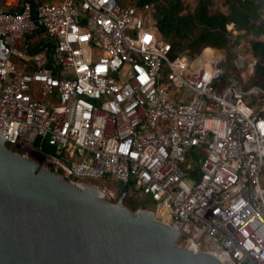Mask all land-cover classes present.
Returning <instances> with one entry per match:
<instances>
[{"label": "built area", "instance_id": "built-area-1", "mask_svg": "<svg viewBox=\"0 0 264 264\" xmlns=\"http://www.w3.org/2000/svg\"><path fill=\"white\" fill-rule=\"evenodd\" d=\"M36 1L0 0L8 147L39 140L70 183L107 182L109 201L122 193L113 183L128 184L198 251L264 264V88L220 87L225 50L173 58L149 6ZM40 32L50 48L32 51ZM259 64L251 55L235 66L253 74Z\"/></svg>", "mask_w": 264, "mask_h": 264}, {"label": "water", "instance_id": "water-1", "mask_svg": "<svg viewBox=\"0 0 264 264\" xmlns=\"http://www.w3.org/2000/svg\"><path fill=\"white\" fill-rule=\"evenodd\" d=\"M161 32V31H160ZM109 203L12 151L0 135V264H222L152 211Z\"/></svg>", "mask_w": 264, "mask_h": 264}, {"label": "trees", "instance_id": "trees-1", "mask_svg": "<svg viewBox=\"0 0 264 264\" xmlns=\"http://www.w3.org/2000/svg\"><path fill=\"white\" fill-rule=\"evenodd\" d=\"M43 1H36L33 9ZM127 1L133 5H126L125 1L118 0L123 6H135L140 9L150 7L156 26L165 39L172 43L173 58H197L208 48L225 50L232 57L242 46L240 37L254 35L255 39L249 51H252L253 57L259 59L256 73L264 77V0H225L222 6L214 11L210 9L212 0H198L195 6L184 5L186 0ZM42 36L43 32L36 36V41L30 47L32 51L37 50L40 45L50 48ZM229 76L227 73L223 75L219 82L220 87L227 86ZM261 82L247 85L245 88H264ZM34 147L46 156L53 155V150L41 144L39 140ZM133 209L137 211L138 207Z\"/></svg>", "mask_w": 264, "mask_h": 264}, {"label": "rangeland", "instance_id": "rangeland-1", "mask_svg": "<svg viewBox=\"0 0 264 264\" xmlns=\"http://www.w3.org/2000/svg\"><path fill=\"white\" fill-rule=\"evenodd\" d=\"M125 1L126 5H133L130 4L127 0H122ZM136 1V0H134ZM184 1V0H182ZM198 0H186L184 1V5H191V6H195L197 4ZM225 0H212L211 2V6L210 9L212 11H214L215 9H217L218 7H221L222 4L224 3ZM255 39L254 35H249L248 37H244L241 36L240 37V41H241V48L238 52L233 53V56L230 57V55L224 51V59L222 60V62L220 63V68L224 70V72H226L227 74H230V79L237 81V82H241L243 84H245L244 86H249L252 84H256V83H260L264 84V77H261L260 74L256 73V70L253 74L248 73V68L246 69H240L238 70L236 65V61L239 58V56H243V57H249L253 54L252 51H249L250 47H252V42ZM264 40V37L262 38ZM249 51V52H248ZM12 150V149H11ZM15 153L21 155L22 157L26 158L27 160L31 161L32 163L36 164L37 166L44 168L46 170L51 171L52 167L50 166V164L48 163V159L47 156L45 154H43L40 150L36 149L34 146H28V145H24L22 146L20 149L18 150H12ZM112 184V183H111ZM95 186L99 187L102 191H106V195H109V188L106 186L107 182L101 181L98 184H94ZM111 188H115L117 190V192L120 193L121 189H122V185L118 184L116 185V183H113V185L110 186ZM108 189V190H106ZM120 197L121 194L117 196V198H115V200H107L109 203L111 204H118L120 201ZM124 206L128 209H130L132 212L136 213L139 211H153L154 210V204L151 201V199L147 196H144L143 194H139V193H134V194H130L126 197V199L124 200ZM138 207L137 211H135L133 208L134 207ZM188 231L192 230V226L190 225L187 228Z\"/></svg>", "mask_w": 264, "mask_h": 264}, {"label": "bare ground", "instance_id": "bare-ground-1", "mask_svg": "<svg viewBox=\"0 0 264 264\" xmlns=\"http://www.w3.org/2000/svg\"><path fill=\"white\" fill-rule=\"evenodd\" d=\"M212 56V52L211 51H206V53H205V57H211Z\"/></svg>", "mask_w": 264, "mask_h": 264}, {"label": "snow or ice", "instance_id": "snow-or-ice-1", "mask_svg": "<svg viewBox=\"0 0 264 264\" xmlns=\"http://www.w3.org/2000/svg\"><path fill=\"white\" fill-rule=\"evenodd\" d=\"M80 39H82V40H86L87 37H86V36H81ZM145 39H146L147 41H150L151 38H150V37H146Z\"/></svg>", "mask_w": 264, "mask_h": 264}, {"label": "crops", "instance_id": "crops-1", "mask_svg": "<svg viewBox=\"0 0 264 264\" xmlns=\"http://www.w3.org/2000/svg\"><path fill=\"white\" fill-rule=\"evenodd\" d=\"M208 51H211V50H208Z\"/></svg>", "mask_w": 264, "mask_h": 264}]
</instances>
